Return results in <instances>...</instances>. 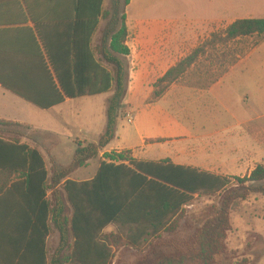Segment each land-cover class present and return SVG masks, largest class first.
I'll return each instance as SVG.
<instances>
[{"label": "trees", "instance_id": "1", "mask_svg": "<svg viewBox=\"0 0 264 264\" xmlns=\"http://www.w3.org/2000/svg\"><path fill=\"white\" fill-rule=\"evenodd\" d=\"M22 2L26 9L21 6L20 12H14L15 18L18 14L22 25L32 21L35 31L22 27L25 37L16 42L12 29L0 30V85L43 110L67 99L113 92L107 100L106 127L98 141L77 142L71 164L58 171H49L37 147L0 136V173L16 176L11 187L26 197L30 211V234L21 243L26 254L30 250L34 258L31 264H112L118 244L134 248L149 245L175 229L184 206L196 195L226 192L224 208L198 234L199 257L213 262L223 252L230 229L225 208L237 206L238 199L250 193H264V166L257 165L245 177H229L169 159L139 160L131 150H123L105 152L92 179L71 178L72 171L99 157L116 137L128 93L127 58L131 48L126 44V7L131 0H111L110 9L106 0ZM12 13L6 11L4 15L11 18ZM253 35L264 36V16L236 19L224 30L213 32L157 80L153 100L161 98L202 58L212 57L208 50L217 51L220 46ZM0 123L26 125L6 120ZM8 184L7 179L0 180V193ZM110 225L117 227V233L105 232ZM54 229L59 233V244L50 253L48 238ZM179 263L184 264V260L164 256L155 264Z\"/></svg>", "mask_w": 264, "mask_h": 264}, {"label": "rangeland", "instance_id": "2", "mask_svg": "<svg viewBox=\"0 0 264 264\" xmlns=\"http://www.w3.org/2000/svg\"><path fill=\"white\" fill-rule=\"evenodd\" d=\"M204 1L145 0L140 7L143 1L136 0L128 7L129 82L119 121L126 122L128 113L138 124L140 114L155 115L163 121L168 136L152 141L157 144L153 145L155 149L171 154L179 148L199 168L245 177L257 165L264 166V36L243 37L217 51L208 50L212 57L202 58L162 98L153 100L154 85L163 68L176 64L213 32L224 30L236 19L264 16V0H212L211 5L206 1L203 4ZM106 8H111V0H107ZM106 22L101 24L95 44ZM160 61L166 63L161 72L153 69ZM230 67L232 71L211 95L214 79ZM107 94L74 98L50 110L19 112L21 119L52 131L0 123V136L37 147L45 156L49 171H58L71 164L77 142L96 140L98 125L102 118L106 120L105 98L113 92ZM232 117L243 123L238 129H228L227 122ZM141 150L142 147L136 148L137 152ZM240 150L244 152L242 157L226 160V155ZM98 158L69 176L85 179ZM167 159L179 160L172 155H167ZM225 194L196 195L184 206L174 230L141 248L118 244L112 264H155L164 256L183 259L184 264H264V193H250L245 199H238L237 206L228 205L225 210L230 229L223 252L213 262L199 257V231L224 208ZM105 232L117 233V227L110 225ZM58 244L59 233L54 229L48 241L50 253Z\"/></svg>", "mask_w": 264, "mask_h": 264}, {"label": "crops", "instance_id": "3", "mask_svg": "<svg viewBox=\"0 0 264 264\" xmlns=\"http://www.w3.org/2000/svg\"><path fill=\"white\" fill-rule=\"evenodd\" d=\"M135 1L136 0H131L129 6L133 5ZM142 1H143L142 5H140V7H142L145 3V0ZM205 1L206 4L211 5L212 3V0H205ZM205 1L203 2V4L205 3ZM106 3L107 0L105 2V5ZM21 6L24 9H26L25 4L22 2V0H16V2H14L13 0L0 1V30L12 29L13 41L16 42L20 40L22 35L25 37L24 29H22V27H28L35 31V25L32 21H29L28 23L22 25L18 21V17H19L18 14H17V19L15 18L14 12L15 11L20 12ZM129 6L126 7L127 22H128ZM51 9H55V7ZM57 9L60 10L69 9V7H63V8L59 7ZM210 9H212V7ZM6 11L7 12L13 11L11 15L9 14V17L11 18L5 17L4 12ZM126 44L128 45V40ZM165 64H166L165 61L162 62L160 61L159 63L153 66V69L161 72L160 68ZM174 65L175 64L172 63L168 65V67L163 68L164 70H162L160 76L162 77L166 73V71ZM233 68H231L220 79V81H218L217 83L211 86V90H210L211 95H213V92L217 87V85L220 84L229 75V73L232 71ZM173 85H175V83H173ZM106 95L108 94L106 93ZM108 97L110 96H107V98H105L106 110H107ZM70 100L71 99H67L64 103L57 105L51 109L60 107L68 103ZM37 108H38L37 106L33 105L32 103L26 101L22 97L14 94L13 92L7 90L2 85H0V120L13 121L21 124H26L28 126L34 127L37 130L52 131L50 127H45L36 122L35 123L29 122L19 117V112L22 113L25 110L28 111ZM138 117L141 118V119L139 118L141 120L140 124H138L136 120L131 124L127 122H123L121 120L119 121L115 139H113L101 151L97 164L94 166L92 170H89L87 172L88 177L78 181H85L92 179L97 173L103 154L105 152H112V151L120 152L123 150H127V151L131 150L132 155L136 159L145 160L144 158H147L148 160L146 161H161L167 159V155H172L173 157H178L179 159L177 161L175 160V162L173 163L199 168V166H195L191 163V158L189 157L190 155L187 152L181 153L179 148H175V150H173L171 154H169V152L161 148L155 149L154 148L155 146L153 147V145H157V144H151L152 141L155 140L157 141L158 139L164 140L166 137H168L165 132L163 121L159 120L158 117L151 114L142 113ZM233 117L229 119L227 122V124H229L228 129H233V127H236L238 129L243 124L239 120L235 121ZM106 121L107 118L106 120L105 118H102L100 125H98L99 128L96 134V140L92 142L98 141L100 135L103 133L106 127ZM81 132L84 133V130H81ZM83 141L90 142L87 139H84ZM138 147H142V150L140 152L136 151V148ZM243 155L244 152L242 150L235 153H229L228 155H226V160H228V157H233L237 159L239 157H242ZM93 160L94 159L88 162V166H90V163ZM85 168L86 167H83L82 169ZM199 169L206 170L203 168H199ZM15 178L16 176L14 174L10 175L8 173H0L1 181H4V179H7L9 181V184L6 187V189L2 193H0V264H31L32 259L34 260V258L31 256L30 250H28L26 254V249L21 243L22 239H25L30 234V230H31V218L29 213L30 211L25 205V201H27L26 197L20 193L18 188L11 187V183L15 181Z\"/></svg>", "mask_w": 264, "mask_h": 264}, {"label": "built area", "instance_id": "4", "mask_svg": "<svg viewBox=\"0 0 264 264\" xmlns=\"http://www.w3.org/2000/svg\"><path fill=\"white\" fill-rule=\"evenodd\" d=\"M133 119L134 116L131 113H128L126 116V122L131 124L133 122Z\"/></svg>", "mask_w": 264, "mask_h": 264}]
</instances>
